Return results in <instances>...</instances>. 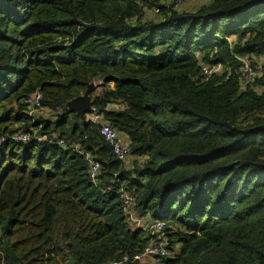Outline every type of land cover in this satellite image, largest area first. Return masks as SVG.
Wrapping results in <instances>:
<instances>
[{
  "label": "trees",
  "instance_id": "1",
  "mask_svg": "<svg viewBox=\"0 0 264 264\" xmlns=\"http://www.w3.org/2000/svg\"><path fill=\"white\" fill-rule=\"evenodd\" d=\"M201 2L152 16L149 0H0V264L142 253L149 236L124 194L139 218L167 223L176 255L162 264H264V67L261 92L237 77L238 59L264 64V0ZM211 63L230 80L200 83ZM95 82L82 120L66 105ZM36 93L49 119L27 116ZM34 131L46 140L13 139Z\"/></svg>",
  "mask_w": 264,
  "mask_h": 264
},
{
  "label": "built area",
  "instance_id": "2",
  "mask_svg": "<svg viewBox=\"0 0 264 264\" xmlns=\"http://www.w3.org/2000/svg\"><path fill=\"white\" fill-rule=\"evenodd\" d=\"M153 5L148 10L152 16H159L161 7L166 8H182L192 0H149ZM230 41V39H229ZM240 68L237 72L238 84L244 90L248 88L254 89L256 92H261V87L257 80L262 76L264 64L261 61L251 62L249 59L241 58ZM200 70L196 79L206 84L212 81L217 76L224 77V81H229L231 76V69L223 67L221 64H200ZM27 108V116L35 118L38 112H44L41 103V95L39 93L31 95L24 101ZM48 112V111H47ZM38 118V117H37ZM92 121H98L97 116H91ZM20 126H24L21 124ZM37 131L32 132L29 136L25 133H19L13 137L15 141L27 143L32 139L36 142L45 141L44 137L37 135ZM101 136L106 143L111 147L114 156L118 161L126 162L129 159V149L125 143L121 141L117 132L109 125L104 124L101 128ZM3 141V140H2ZM58 145H63L62 142H57ZM73 150L80 156H84L85 152L78 146H73ZM89 161V176L92 181H96L100 173L101 166L97 161L91 159L89 155L86 157ZM124 214L127 215L129 224L132 229L141 230L148 234V245L144 248L143 252L133 257L124 258L120 262L113 264H162L163 260L173 259L176 255L174 249H171V240L168 232V225L165 221H154L149 219H141L132 212L134 200L128 194H124Z\"/></svg>",
  "mask_w": 264,
  "mask_h": 264
},
{
  "label": "water",
  "instance_id": "3",
  "mask_svg": "<svg viewBox=\"0 0 264 264\" xmlns=\"http://www.w3.org/2000/svg\"><path fill=\"white\" fill-rule=\"evenodd\" d=\"M96 89L94 83L87 84L85 93L82 96L69 101L66 108L75 112L83 120L85 115L92 111V95Z\"/></svg>",
  "mask_w": 264,
  "mask_h": 264
},
{
  "label": "rangeland",
  "instance_id": "4",
  "mask_svg": "<svg viewBox=\"0 0 264 264\" xmlns=\"http://www.w3.org/2000/svg\"><path fill=\"white\" fill-rule=\"evenodd\" d=\"M191 9H192V8H188V10H191ZM96 83H97V85H99V86L101 85L100 82H95L94 85H96ZM50 115H51V113H50V112H47V111H44V112H38L35 118H37V117H41V118H42V117H43V118H45V119H49Z\"/></svg>",
  "mask_w": 264,
  "mask_h": 264
},
{
  "label": "crops",
  "instance_id": "5",
  "mask_svg": "<svg viewBox=\"0 0 264 264\" xmlns=\"http://www.w3.org/2000/svg\"><path fill=\"white\" fill-rule=\"evenodd\" d=\"M201 4H202L201 0H192L190 3H188L187 5L184 6V9L192 8V6L195 7V5L199 6Z\"/></svg>",
  "mask_w": 264,
  "mask_h": 264
}]
</instances>
